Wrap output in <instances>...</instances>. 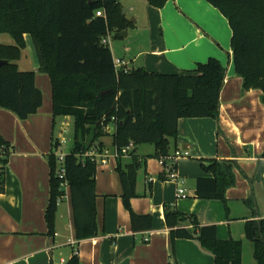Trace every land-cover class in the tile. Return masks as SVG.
I'll return each instance as SVG.
<instances>
[{"label":"crops","instance_id":"obj_1","mask_svg":"<svg viewBox=\"0 0 264 264\" xmlns=\"http://www.w3.org/2000/svg\"><path fill=\"white\" fill-rule=\"evenodd\" d=\"M145 9L147 46L136 50L132 57L126 56L128 50L118 57L128 60L129 67L141 66L161 74H180L195 68L198 62L216 58L225 71L217 115L177 120V135L169 145L170 154L182 153L175 162L177 182L160 179L161 167L153 144L134 147L142 167L137 172V195L129 203L135 214L151 215L148 231L131 229L130 213L121 197L122 185L113 156L115 147L112 137L107 135L101 138L103 147L95 156L97 235L76 240L66 188L57 204L55 233L51 237L44 219L49 200L47 155L55 139L56 122L63 127L56 136L59 140L70 116H52L48 75L39 70L32 37L24 34L25 47L17 62L30 55V69L23 64L22 70L34 71L42 105L26 119L0 107V137L11 147L3 177L4 190L0 192V264H63L74 250L69 240L76 242L79 264H214L213 254L195 238L171 241L164 204L196 216L199 225H214L218 239L240 241L241 264H257L254 245L246 238L245 224L264 219L261 90H243V80L234 72L228 21L206 0H167L161 8L148 5L145 0ZM130 10L131 6L127 17ZM133 17L132 26L137 27V16ZM209 159L233 164L234 184L225 190L224 201L195 197L197 178L212 176L200 166ZM127 163L129 157L124 156L122 167ZM178 187L185 189V198L176 196ZM64 219L62 225L60 220Z\"/></svg>","mask_w":264,"mask_h":264},{"label":"trees","instance_id":"obj_2","mask_svg":"<svg viewBox=\"0 0 264 264\" xmlns=\"http://www.w3.org/2000/svg\"><path fill=\"white\" fill-rule=\"evenodd\" d=\"M167 0H146L155 8ZM227 19L231 30L230 48L234 72L243 80V90H261L264 104V0H206ZM105 16H97L96 11ZM122 14L120 0H0V33L11 36V44H0V107L19 119L35 114L42 105V92L35 84L33 70H20L17 61L25 47L24 34L32 37L39 70L46 73L51 88L53 117H72V145L63 165L72 209L76 240L97 235L95 173L97 161L89 151L100 152L101 138L110 135L117 151L132 143L129 163L122 167L123 156L116 157V171L122 185V202L130 213L133 232L148 231L150 214H135L129 200L136 196L137 172L142 167L134 147L154 146L157 159L170 154V139L176 138L177 120L215 117L224 79V68L213 57L198 62L180 74L148 72L144 67L114 69L107 34L117 37L132 26ZM102 92H105L102 94ZM116 119L114 132L104 125ZM10 153L8 142L0 137ZM58 139L47 155L49 200L44 211L47 235L55 233L57 204L65 190L56 175ZM7 162V159H6ZM211 177L196 180L195 197L225 200V190L234 184L233 164L228 160L201 162ZM160 179H166L161 169ZM4 178L0 177V192ZM165 224L171 241L195 238L210 251L214 264H241V242L221 240L214 225H199L196 216L164 204ZM191 227L188 228L187 226ZM246 238L254 245L257 264H264V219L245 224ZM63 264H79L72 252ZM173 264H178L174 262Z\"/></svg>","mask_w":264,"mask_h":264},{"label":"rangeland","instance_id":"obj_3","mask_svg":"<svg viewBox=\"0 0 264 264\" xmlns=\"http://www.w3.org/2000/svg\"><path fill=\"white\" fill-rule=\"evenodd\" d=\"M121 5L126 7H132V10H130V13L128 14V20L130 21L131 18L135 19L133 16H137V27L130 26L127 27L124 31H126L125 35H118L117 37L113 35H108L107 42L109 44V48L111 50V53L113 57H118V55L123 54V50L127 51L128 54H126L127 57H132L134 55V52L138 50L139 48L146 47L148 38H149V30L146 21L144 20L145 16V0H120ZM175 8V7H174ZM217 9V8H216ZM120 33V32H119ZM229 40V37H228ZM13 40L11 36L7 33H0V43H12ZM28 52H26V55ZM28 59L20 61L17 63L18 68L22 70L23 64H25V67L27 66L28 69H30L31 65L28 64L30 55L27 56ZM69 122L67 123V126H64V129L60 133L61 139L59 138V146L54 149V152L57 154H66L70 151L71 145H72V126L73 121L72 117L69 118ZM62 129L59 127V122H56V125L54 126V134L55 138L58 137V130ZM59 165V162L56 161V166ZM64 222H66V219L60 220V223L63 225Z\"/></svg>","mask_w":264,"mask_h":264},{"label":"built area","instance_id":"obj_4","mask_svg":"<svg viewBox=\"0 0 264 264\" xmlns=\"http://www.w3.org/2000/svg\"><path fill=\"white\" fill-rule=\"evenodd\" d=\"M96 15L97 16H105L104 12L99 10L96 11ZM108 35L104 38H102V42L106 43L107 39H108ZM113 61V65H114V69L117 72L118 70H124L126 71L129 68V62L128 60L124 59V58H120V57H113L112 58ZM116 128V119L112 116L111 119L109 120V122L107 124L104 125V129L106 130V132H114ZM132 147V143H129L128 145H126L125 147H123L120 151H117L116 149L114 150V154L113 156L116 158L118 155L119 156H128V152ZM87 154L90 155H94L96 156V152L94 151H89ZM186 154V153H184ZM56 155V159L59 162V165L57 166L56 169V175L57 177L61 180V186L63 187L64 190H66V188H68L67 186V181L65 179V168L63 165V159H64V155L65 154H57ZM182 155L181 152L179 151H175L173 154H169L165 157H161L158 159V162L160 164L161 169L163 170L164 174L166 175V179L169 180H173L176 181L178 180L177 178V174H176V167H175V162L176 160ZM8 150L6 148V146L2 143H0V177H4V173H5V166H6V159L8 158ZM105 158H103L104 160ZM176 196L180 197V198H185L186 197V192L185 189L183 187H178L177 191H176ZM144 240H147V237L144 238ZM70 244L73 245L74 247V252H76V242L69 240Z\"/></svg>","mask_w":264,"mask_h":264},{"label":"water","instance_id":"obj_5","mask_svg":"<svg viewBox=\"0 0 264 264\" xmlns=\"http://www.w3.org/2000/svg\"><path fill=\"white\" fill-rule=\"evenodd\" d=\"M128 13V9L124 6H122V14L123 15H126ZM131 22H134V19L131 18L130 20ZM126 34V31L122 30L119 35H125ZM7 62V60H3V59H0V66L5 64ZM105 93V92H102V94Z\"/></svg>","mask_w":264,"mask_h":264}]
</instances>
